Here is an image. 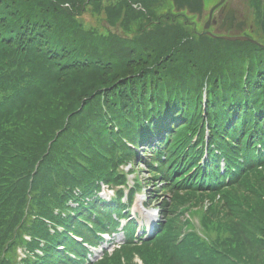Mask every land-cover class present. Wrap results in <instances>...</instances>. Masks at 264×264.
Listing matches in <instances>:
<instances>
[{"label": "trees", "instance_id": "16d2710c", "mask_svg": "<svg viewBox=\"0 0 264 264\" xmlns=\"http://www.w3.org/2000/svg\"><path fill=\"white\" fill-rule=\"evenodd\" d=\"M172 7L0 0V264H264V46Z\"/></svg>", "mask_w": 264, "mask_h": 264}, {"label": "rangeland", "instance_id": "374dc122", "mask_svg": "<svg viewBox=\"0 0 264 264\" xmlns=\"http://www.w3.org/2000/svg\"><path fill=\"white\" fill-rule=\"evenodd\" d=\"M220 0H204L205 2V11H204V14L202 16V18L198 21L197 20V17L193 14H190L188 13L186 10H183V11H180V12H176L174 10V7H172V11L176 14H185V17H187V19L189 20V23L191 24L190 26H192L196 31H198L199 33H204L205 31L206 32H210L212 35H215V36H212L210 34H207L211 37H215V38H219L217 36H221V35H227V36H236V35H246V36H249L247 35L246 33H248V29L250 30V28H252V23H251V11H250V8L248 6L249 4V0H224L222 3L224 4H227V6H231L233 8H235L236 12H237V19L236 20V23L237 24H245V26H247V28L242 32V31H238V32H233V31H223L222 29H219L213 25V24H210L209 25V28L206 29L205 28V24L206 22L208 21V18H209V10L219 2ZM221 3V4H222ZM173 4V3H172ZM220 4V5H221ZM217 8V7H216ZM86 17H89L90 19H94V16H91L90 15H86ZM212 20V19H211ZM107 23V21H106ZM113 30V29H112ZM117 30V28H116ZM120 31V29H118ZM114 31V30H113ZM195 31V32H196ZM197 32V33H198ZM206 34V33H204ZM251 38H253L255 41H257L258 43H261L264 45V40L262 38H260L259 36H249ZM142 167V165L140 166ZM133 175H130L128 178L129 179H132ZM102 192H101V196L103 198H110L109 196H113V191L111 188L107 187V185H103L102 186ZM144 198V196H143ZM72 206L75 205V203H70ZM195 209V208H193ZM198 211V212H197ZM155 212V215L157 217V209L156 207L153 205L151 208L149 209H144L143 207H141L140 205L137 204V206H134L133 207V210H132V214L134 215V213L137 214V220H138V223L139 225L143 224V223H146L149 225L150 223V220L152 219H156V218H153L150 214H154ZM199 213V214H198ZM184 219H188L190 222H192L198 229L201 228L200 226V210H192V211H188L185 213V217ZM202 229V228H201ZM140 234V232H139ZM107 239H109V237L107 236ZM124 234L123 232H119V233H115V236L111 238L113 244L111 243H107V242H103L101 244V246H104L106 247V249H109V251L112 250L113 248V245L114 244H119V243H122L124 241ZM111 244V245H110ZM102 257V251H101V247H98L97 249H94L93 251V254L91 256V261H95L97 259H100ZM135 260L139 263V264H142V261L141 259L136 256L135 257Z\"/></svg>", "mask_w": 264, "mask_h": 264}, {"label": "water", "instance_id": "95a60500", "mask_svg": "<svg viewBox=\"0 0 264 264\" xmlns=\"http://www.w3.org/2000/svg\"><path fill=\"white\" fill-rule=\"evenodd\" d=\"M224 0H220L217 4H215L210 10H209V18L208 21L205 24V28L208 29L209 25L211 24V19H212V13L216 7H218ZM174 10L176 12H180L183 10H186L188 13L193 14L197 17V20L199 21L205 11V2L204 0H172ZM229 19V21H232L231 17V11L227 14L225 17V21ZM224 21V22H225ZM261 30L264 34V19L261 22ZM206 34L212 35L210 32H204ZM215 36V35H212ZM222 39L230 40V41H250L254 44H257L259 46H264L261 43H258L255 41L253 38L246 36V35H236V36H227V35H221L217 36Z\"/></svg>", "mask_w": 264, "mask_h": 264}, {"label": "flooded vegetation", "instance_id": "af4514ba", "mask_svg": "<svg viewBox=\"0 0 264 264\" xmlns=\"http://www.w3.org/2000/svg\"><path fill=\"white\" fill-rule=\"evenodd\" d=\"M231 11V17H232V21H229V19H227L225 21V17L227 16V14ZM237 12L235 10V8L231 7V6H227V4L222 3L221 5H219L217 8L214 9L213 13H212V20H211V24L215 25L218 30L222 29L223 31H233V32H238V31H244L247 26H245V24H237L236 20L237 19ZM225 21V22H224Z\"/></svg>", "mask_w": 264, "mask_h": 264}]
</instances>
